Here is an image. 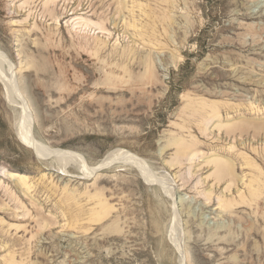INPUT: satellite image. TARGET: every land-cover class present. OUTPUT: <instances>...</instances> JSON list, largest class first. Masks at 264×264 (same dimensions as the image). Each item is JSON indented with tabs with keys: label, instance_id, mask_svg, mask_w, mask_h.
Returning a JSON list of instances; mask_svg holds the SVG:
<instances>
[{
	"label": "rangeland",
	"instance_id": "rangeland-1",
	"mask_svg": "<svg viewBox=\"0 0 264 264\" xmlns=\"http://www.w3.org/2000/svg\"><path fill=\"white\" fill-rule=\"evenodd\" d=\"M0 51V264H264V0H0Z\"/></svg>",
	"mask_w": 264,
	"mask_h": 264
},
{
	"label": "bare ground",
	"instance_id": "bare-ground-1",
	"mask_svg": "<svg viewBox=\"0 0 264 264\" xmlns=\"http://www.w3.org/2000/svg\"><path fill=\"white\" fill-rule=\"evenodd\" d=\"M81 23V22H80ZM85 24V23H84ZM83 25V24H82ZM0 54H1V51H0ZM3 54V53H2ZM4 57V56H3ZM7 59H9V58H7ZM11 60V59H10ZM6 61V60H5ZM11 62H12V60H11ZM8 63H9V61H8ZM7 63V64H8ZM13 63V62H12ZM3 64H4V60H3V58H1L0 57V80L1 81H3V82H5V84L8 86V96H9V100L11 101V102H14V103H20V104H22V106H20L21 107V110H23L22 111V113H21V117H20V121H19V126L17 127V133H18V137L17 138H19V139H21V141L25 144V146L27 145H29V147H32V148H34L38 153H40V154H42L43 152V149H42V146L39 144V142H37V140L36 139H34V136H33V133H32V125H31V115H30V110H29V108H31L30 107V104H29V99H27V97L24 95V93L22 92V90L21 89H19V87H18V85H17V80L14 78L15 76H10V74H11V72H12V74H14L15 73V69H14V67H12L11 68V70L12 71H10V74L8 75L6 72H7V70H5V67H3ZM10 65V64H9ZM8 65V66H9ZM13 66H15L14 64H13ZM6 68H8V67H6ZM15 70V71H14ZM6 73V74H5ZM11 74V75H12ZM19 84V83H18ZM18 99V100H17ZM23 100L22 102L20 101L19 102V100ZM18 101V102H17ZM32 111V110H31ZM215 116L217 117V113L216 112H213V113H211V114H209V116L206 118V123H211V121L212 120H214V119H216L215 118ZM214 122V121H213ZM218 129H219V127H218ZM21 142V143H22ZM177 144H181V143H179V142H177ZM182 146V145H181ZM46 148V147H45ZM47 150V149H46ZM178 150H180V152H181V149H178ZM59 153L60 155H58V156H61V158H62V160H67V161H70V160H74V162L75 163H77L78 164V166H80V167H82V169L84 168V170H87V166H85V164H84V159H83V157L81 156V155H79L78 153H76V152H73V151H65V150H57V151H55V153ZM179 152V151H178ZM39 155V154H38ZM127 155V154H126ZM135 155V154H134ZM133 155V156H134ZM137 155V154H136ZM129 156V155H128ZM131 156V155H130ZM132 156V157H133ZM193 156H195V154L193 153H191V154H188V158L189 159H194L193 158ZM126 157V156H125ZM186 157V156H185ZM60 158V159H61ZM119 158V157H118ZM130 158V157H129ZM187 158V159H188ZM137 159V158H136ZM221 161H222V159H220ZM218 158L215 160L216 162H218V163H220L221 161H220ZM113 161V160H112ZM111 161V162H112ZM63 162V161H62ZM66 162V161H65ZM119 162V161H118ZM147 162V161H146ZM225 162V161H224ZM61 163V162H60ZM59 163V164H60ZM71 163H72V161H71ZM142 163V162H141ZM181 163V162H180ZM222 163V162H221ZM62 164V163H61ZM101 165H102V163H101ZM111 165V164H110ZM127 165V164H126ZM145 165V164H144ZM141 166V165H140ZM229 166V165H228ZM98 167V166H97ZM218 167V166H217ZM222 167H223V165H222ZM100 168H101V166H100ZM99 167H98V169H100ZM147 168V167H146ZM93 169H95V167L93 168ZM90 171V170H89ZM93 172V171H92ZM96 172V171H95ZM144 172V171H143ZM152 172V171H151ZM167 172V171H166ZM219 172H222L223 173V176H224V171L222 170V171H219ZM66 173V172H65ZM222 173H219V175L220 174H222ZM227 174V173H226ZM144 175V174H143ZM217 175H218V173H217ZM230 175V174H229ZM153 176H154V174H153ZM155 176H157V175H155ZM159 176V175H158ZM22 177V176H21ZM162 178H164L163 180H162V182L165 184V188L167 189V192H169L170 194H173V191H172V188H174L175 186L173 185V182H172V180H171V178H169L168 176H166V175H164L163 174V176H161ZM225 177V176H224ZM143 178H144V176H143ZM153 179V178H152ZM149 180V179H148ZM156 180V179H155ZM20 181L22 182V183H24V184H26V187H28L27 186V183H26V180L25 179H23V178H21L20 179ZM159 181V180H158ZM200 181V180H199ZM157 182V181H156ZM24 184H23V186H24ZM198 184H199V182H198ZM174 186V187H173ZM25 187V186H24ZM176 188V187H175ZM174 190V189H173ZM176 193V192H175ZM174 193V194H175ZM206 194H207V192H206ZM173 197V196H172ZM174 199V198H173ZM224 200V199H223ZM223 200L221 199V197H220V195L218 196V201H219V203L218 204H220V205H222V203H223ZM223 206V205H222ZM99 212V211H98ZM97 213V212H96ZM100 214V213H99ZM99 214H97V215H99ZM96 215V216H97ZM93 216H94V214H93ZM91 218V217H90ZM93 220H97V219H93ZM174 227V226H173ZM11 264V263H10Z\"/></svg>",
	"mask_w": 264,
	"mask_h": 264
}]
</instances>
